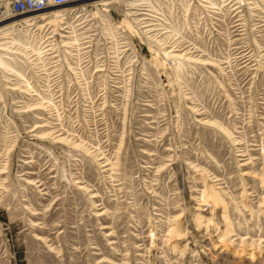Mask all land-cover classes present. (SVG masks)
Segmentation results:
<instances>
[{"label":"rangeland","instance_id":"obj_1","mask_svg":"<svg viewBox=\"0 0 264 264\" xmlns=\"http://www.w3.org/2000/svg\"><path fill=\"white\" fill-rule=\"evenodd\" d=\"M189 1L90 10L42 66L0 28V264H264V0L212 1L210 32Z\"/></svg>","mask_w":264,"mask_h":264},{"label":"built area","instance_id":"obj_2","mask_svg":"<svg viewBox=\"0 0 264 264\" xmlns=\"http://www.w3.org/2000/svg\"><path fill=\"white\" fill-rule=\"evenodd\" d=\"M177 1V0H175ZM201 1L203 4L204 13L200 15V19L203 18L205 21L206 29H209V32L214 28L217 24V20H219L218 15L220 11L218 7L212 5V1L214 0H196ZM194 0H190V6L193 4ZM181 3L179 2L178 5L174 8H178ZM57 6L64 9V16L60 19H64L65 21L62 22L64 25L59 27L60 33L55 32L54 29H50L49 20H44L43 16H49L48 14H42V11H45L48 7ZM173 6H175L173 4ZM67 10V12L65 11ZM92 10L88 4L86 3H78L77 0H0V23L13 19L14 17H18V21L15 23H7L8 26L16 25L19 27V30H24L22 33L23 36L18 42H11L7 45L10 48V53L15 54L18 58V61L24 65H32V66H42L49 61H55V57L58 56L57 52L52 49L55 39L52 36L54 35H62V36H69L73 37L76 34H83L85 33L90 27H85L87 24L86 18H84L89 11ZM149 12H146L148 15L147 19L152 20L150 24V32H154V35L160 34H167L169 32V25L170 23L165 19L168 17L166 8H160L158 11H153L148 9ZM178 11V10H177ZM188 13V9L186 10ZM27 13H31V15H27V21L22 20L20 15H24ZM53 15V14H50ZM105 15V14H104ZM198 15V13H197ZM38 16L42 17L39 18ZM108 19L103 23V27H107L112 31H117L120 29L118 23H116L115 17L106 14ZM220 16V15H219ZM53 17H56L53 15ZM16 19V18H15ZM40 19L44 20V24H39ZM107 22V23H106ZM6 23V22H5ZM6 25V24H5ZM48 25V27H47ZM77 26L78 28H83L82 31H73L70 29V26ZM42 26V28H40ZM85 27V28H84ZM75 30V29H74ZM92 33L87 34L83 41L80 43V53L87 54L92 50L93 41L92 38L89 37ZM94 35V34H92ZM44 36V37H43ZM43 37V38H42ZM38 38V39H37ZM52 38V40H49ZM39 39H41L39 41ZM72 39V38H71ZM177 39V38H176ZM175 39V40H176ZM74 41L69 40V44H72ZM173 48L188 46L191 47L193 44L185 43L183 44L182 41H173L172 43ZM78 45V44H74ZM74 45L67 46L70 48L71 51H79L74 49ZM193 47V46H192Z\"/></svg>","mask_w":264,"mask_h":264},{"label":"crops","instance_id":"obj_3","mask_svg":"<svg viewBox=\"0 0 264 264\" xmlns=\"http://www.w3.org/2000/svg\"><path fill=\"white\" fill-rule=\"evenodd\" d=\"M94 1V2H93ZM97 1V2H96ZM101 1V2H100ZM77 0V2L78 3H86V4H88V6L92 9V10H97L99 13H101V14H108V15H111V16H116V15H118V13H119V10L121 9V5L123 4V2L124 1H126V0H104V2H103V0ZM117 1V2H116ZM99 2V3H98ZM110 2V3H109ZM49 16H46V17H44L43 16V19L44 20H50V19H52L53 18V16L52 15H50V14H48ZM39 18H42V17H40V16H38ZM43 19H40L41 21H40V23L39 24H44L45 22H44V20ZM47 27H48V25H47ZM50 29H56V27L55 26H53V25H51L50 26ZM70 29H73V31L72 32H74V31H82V29L83 28H78L77 26H75V27H73L72 25L70 26ZM75 29V30H74ZM57 30H58V32L57 33H60V31H59V27L57 28Z\"/></svg>","mask_w":264,"mask_h":264},{"label":"bare ground","instance_id":"obj_4","mask_svg":"<svg viewBox=\"0 0 264 264\" xmlns=\"http://www.w3.org/2000/svg\"><path fill=\"white\" fill-rule=\"evenodd\" d=\"M100 1V0H99ZM110 1V0H109ZM94 2V1H93ZM97 2V1H96ZM101 2V1H100ZM104 2V0H103ZM117 2V1H116ZM99 3V2H98ZM110 3V2H109ZM42 14H53L54 16L56 17H63L64 16V9L63 8H51L50 6L45 10V11H42L41 12ZM23 21L26 20L27 21V18L28 16H24V17H20ZM16 21H18V19H10L8 21H5L6 23L2 22L3 25H0V28H4V27H7L9 24H7L8 22L13 24L15 23ZM1 24V23H0ZM4 24H7V25H4ZM11 27V26H9Z\"/></svg>","mask_w":264,"mask_h":264}]
</instances>
